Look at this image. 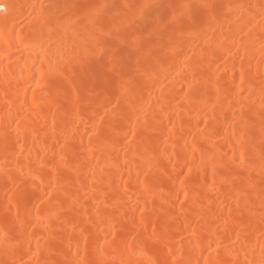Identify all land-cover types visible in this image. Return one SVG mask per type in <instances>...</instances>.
Listing matches in <instances>:
<instances>
[{
	"label": "bare ground",
	"instance_id": "bare-ground-1",
	"mask_svg": "<svg viewBox=\"0 0 264 264\" xmlns=\"http://www.w3.org/2000/svg\"><path fill=\"white\" fill-rule=\"evenodd\" d=\"M0 264H264V0H0Z\"/></svg>",
	"mask_w": 264,
	"mask_h": 264
}]
</instances>
